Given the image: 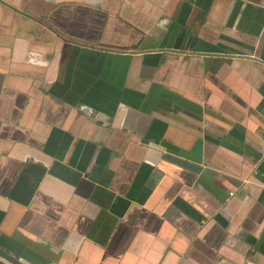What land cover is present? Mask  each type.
Here are the masks:
<instances>
[{
	"label": "crops",
	"instance_id": "0c3cea01",
	"mask_svg": "<svg viewBox=\"0 0 264 264\" xmlns=\"http://www.w3.org/2000/svg\"><path fill=\"white\" fill-rule=\"evenodd\" d=\"M263 138L264 0H0V264H264Z\"/></svg>",
	"mask_w": 264,
	"mask_h": 264
},
{
	"label": "built area",
	"instance_id": "2783aa9c",
	"mask_svg": "<svg viewBox=\"0 0 264 264\" xmlns=\"http://www.w3.org/2000/svg\"><path fill=\"white\" fill-rule=\"evenodd\" d=\"M260 162L264 163V138L262 140V144H261V157H260Z\"/></svg>",
	"mask_w": 264,
	"mask_h": 264
},
{
	"label": "water",
	"instance_id": "95a60500",
	"mask_svg": "<svg viewBox=\"0 0 264 264\" xmlns=\"http://www.w3.org/2000/svg\"><path fill=\"white\" fill-rule=\"evenodd\" d=\"M204 174L208 175V172L207 171H204Z\"/></svg>",
	"mask_w": 264,
	"mask_h": 264
}]
</instances>
